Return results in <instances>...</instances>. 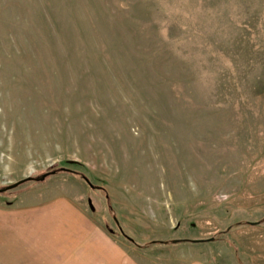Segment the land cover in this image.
Returning a JSON list of instances; mask_svg holds the SVG:
<instances>
[{
    "label": "rangeland",
    "instance_id": "obj_1",
    "mask_svg": "<svg viewBox=\"0 0 264 264\" xmlns=\"http://www.w3.org/2000/svg\"><path fill=\"white\" fill-rule=\"evenodd\" d=\"M28 176L0 207L72 215L71 264H264V0H0V188Z\"/></svg>",
    "mask_w": 264,
    "mask_h": 264
},
{
    "label": "crops",
    "instance_id": "obj_2",
    "mask_svg": "<svg viewBox=\"0 0 264 264\" xmlns=\"http://www.w3.org/2000/svg\"><path fill=\"white\" fill-rule=\"evenodd\" d=\"M70 219L57 205L0 207V264L73 263Z\"/></svg>",
    "mask_w": 264,
    "mask_h": 264
},
{
    "label": "water",
    "instance_id": "obj_3",
    "mask_svg": "<svg viewBox=\"0 0 264 264\" xmlns=\"http://www.w3.org/2000/svg\"><path fill=\"white\" fill-rule=\"evenodd\" d=\"M62 170V169H61ZM54 172H49V173H45V174H43L42 176H41V178H38L39 180L40 179H42V178H44V177H46V176H48V175H51V174H53ZM29 180H34V178H31V177H26V178H22V179H20V180H18V181H16V182H14L13 184H11V185H8V186H6V187H4V188H0V193L1 192H6V191H8V190H10V189H12V188H14V187H16V186H18V185H20V184H22V183H24V182H27V181H29ZM84 180H85V182L90 186V187H93V185L89 182V180L87 179V178H84ZM215 240V238L214 237H211V238H207V239H197V240H187V241H189V242H192V243H200V242H210V241H214ZM183 241H186V240H183ZM170 243H179V242H181V240H179V239H172V240H170L169 241ZM161 243H166L165 241L164 242H161Z\"/></svg>",
    "mask_w": 264,
    "mask_h": 264
},
{
    "label": "trees",
    "instance_id": "obj_4",
    "mask_svg": "<svg viewBox=\"0 0 264 264\" xmlns=\"http://www.w3.org/2000/svg\"><path fill=\"white\" fill-rule=\"evenodd\" d=\"M61 170V169H60ZM69 171V170H68ZM69 172H72V171H69ZM82 178L84 179V178H86V177H84V176H82Z\"/></svg>",
    "mask_w": 264,
    "mask_h": 264
}]
</instances>
